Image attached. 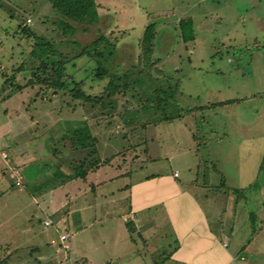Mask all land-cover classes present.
I'll list each match as a JSON object with an SVG mask.
<instances>
[{"label":"rangeland","instance_id":"rangeland-1","mask_svg":"<svg viewBox=\"0 0 264 264\" xmlns=\"http://www.w3.org/2000/svg\"><path fill=\"white\" fill-rule=\"evenodd\" d=\"M95 2L100 22L63 37L52 26L55 13L45 0H0V140L18 165L9 164L5 152L1 157L25 176L17 186L9 169V179L0 183V264H36L32 247L45 245L58 228L69 235L71 261L83 255L87 263L117 264L115 258L139 256L145 264H174L168 260L174 240L161 204L140 211L130 230L125 222L130 186L149 177L183 183L214 228L224 210L229 226L232 203L238 201L249 204L254 227L263 223L264 208L257 202L264 203V0ZM182 18L193 22V41L180 39ZM18 24L24 32L17 31ZM148 24L155 34L146 54L139 40ZM29 30L81 45L100 35L118 38L105 69L127 74L130 81L139 77L140 84L103 105L27 86L38 64ZM95 66L77 57L64 68L95 95L107 82L92 77ZM161 85L167 92L176 88L174 101L156 108L148 98ZM81 121L88 124L101 163L84 179H70L69 163L79 158L70 149L71 130ZM44 186L52 191L48 205L55 221L46 230L33 196ZM249 239L241 256L256 251L264 259V228ZM225 242L237 249L235 241Z\"/></svg>","mask_w":264,"mask_h":264},{"label":"trees","instance_id":"trees-1","mask_svg":"<svg viewBox=\"0 0 264 264\" xmlns=\"http://www.w3.org/2000/svg\"><path fill=\"white\" fill-rule=\"evenodd\" d=\"M54 11L55 21L52 22L53 28L59 31L63 37H72L77 26L82 32L88 31V27L96 26L100 22L98 6L95 0H45ZM27 25V24H26ZM25 31L21 25H17V31ZM178 32L182 42L187 43L193 41L195 34L193 30V22L191 18H182L178 22ZM154 25L148 24L145 26L143 35L139 40L145 44L144 52H151L152 40L154 37ZM50 36V35H49ZM58 38V35H55ZM28 37L34 42L33 56H37L38 64L31 69V78L27 81V86H39L52 91H61L68 95L72 100L82 101L84 103L103 105L105 101L123 94L126 90L131 89V84L139 85L140 78L136 77L130 81L127 74L112 75L105 69V64L109 57L112 56L115 45L118 43V38H107L104 35L98 36L88 45H81L74 40H65V43L57 41L54 37H47L42 34H36L29 30ZM117 41V42H116ZM116 43V44H115ZM68 47L69 51H64ZM77 57H86L94 60L96 63L92 71V77L95 80L102 81L107 79L106 84L98 94H89L82 89L83 83L72 80L71 76L65 73V64ZM4 77V75H3ZM5 82L9 83V79L5 78ZM161 87H154L150 90L148 100L153 107L160 108L161 105L169 103V100L174 101L175 89L169 90ZM17 86V89H20ZM169 88V87H168ZM166 95V96H164ZM165 117V116H164ZM165 119H167L165 117ZM72 128L71 135L73 143L70 147L72 152L79 157L71 159L69 165L72 168L70 179H84L85 176L98 168L101 159L95 148V139L89 131L88 124L84 121L77 122ZM264 162V157L262 164ZM261 164V165H262ZM261 168V166H260ZM222 185V184H221ZM243 190H236V194H241ZM252 213H249L251 221V236L254 235L258 228L253 225ZM129 224V225H128ZM126 225L130 230V223ZM78 263V262H77ZM75 263V264H77ZM109 264V263H108Z\"/></svg>","mask_w":264,"mask_h":264},{"label":"crops","instance_id":"crops-1","mask_svg":"<svg viewBox=\"0 0 264 264\" xmlns=\"http://www.w3.org/2000/svg\"><path fill=\"white\" fill-rule=\"evenodd\" d=\"M6 145L2 143L0 140V183L2 182L3 177H8L9 172V164H13L17 166L13 160V157L9 155V153L4 149ZM5 152L8 155L10 160L9 164H6L1 157V153ZM263 156V155H262ZM21 157V155H20ZM264 157V156H263ZM260 159V161H262ZM98 169L89 172L86 176L91 173H95ZM22 174V185L25 180V176ZM173 178H178V173L174 171L172 174ZM171 178V177H170ZM104 181L102 180L101 183ZM183 183L175 184L173 180H169V178L165 177H157L150 179L146 178L142 184L138 186H130L129 194L130 199L128 202V214L125 216L128 220L125 222H134L136 220V215L142 211L146 210L149 205L153 204H161L163 207L164 213H167L171 236L173 237L174 243L172 250L169 253L168 260L174 264H261L264 263L260 260V256L257 255L256 251L254 253L251 251L247 253L249 255V261L246 262V257L243 254L241 256V252L245 253L246 249L248 251V247L246 243H251L252 241L249 239L254 237L259 232H261L262 228H264V220L261 225L255 228H258L257 232L254 235H250L251 232V221L249 219V212H247L246 208H249V204H244L243 201H238L237 203H232V211H231V222L228 225L223 223L225 210L218 214L221 216L219 219H215L219 228H214L213 223H211V219L208 218L207 213L203 212L198 204L197 199H195V194L191 192H187L185 188H183ZM204 190L206 188L202 187ZM208 188V187H207ZM211 188V187H210ZM209 188V189H210ZM51 189L50 187L44 186L41 190L38 189L36 194H33L35 200L38 205H40V210H42L44 217L42 219L45 220L49 218L52 220V212L49 203ZM211 190H209V193ZM250 195V194H248ZM264 197V196H263ZM101 198H107L106 195L101 194ZM248 198H250L248 200ZM247 201H251L253 198L246 197ZM264 201V198H263ZM243 202V203H242ZM260 202V200L258 201ZM257 202L258 209L264 208V203L259 204ZM262 207V208H261ZM76 213L74 212V215ZM255 216V215H254ZM124 218V217H123ZM41 221V225H42ZM55 222V221H54ZM53 224V223H52ZM58 228V227H57ZM61 230V228H58ZM66 233V232H65ZM55 235V233H54ZM233 235V236H232ZM69 236V235H68ZM249 236V237H247ZM52 237V236H51ZM50 237V238H51ZM223 237V239H221ZM49 238V239H50ZM231 239L235 241V247L237 249H229V244L225 242V239ZM130 239L132 237L130 235ZM251 242H250V241ZM70 246V244H69ZM32 251L35 254V259L33 262L36 264H41L49 259V261L53 264L56 263V256L53 254V250L47 242L45 245L41 246H33ZM256 253V254H255ZM246 254V253H245ZM70 257V250H69ZM54 258V259H53ZM124 258V257H121ZM115 258L114 260L117 264H145L144 260L139 256H133L129 259ZM35 260V261H34ZM71 261V260H70ZM114 261V262H115ZM71 262L77 264H92V262L87 263L86 257L83 255ZM244 262V263H241ZM246 262V263H245ZM114 264L111 262H104V264Z\"/></svg>","mask_w":264,"mask_h":264},{"label":"built area","instance_id":"built-area-1","mask_svg":"<svg viewBox=\"0 0 264 264\" xmlns=\"http://www.w3.org/2000/svg\"><path fill=\"white\" fill-rule=\"evenodd\" d=\"M3 158L6 159V155H2ZM9 168V166H8ZM11 173L13 174V178L15 180V185H20L22 178L18 175L17 170H13L9 168ZM52 225V222L49 218L42 221V229L46 230ZM54 237L50 238L49 245L53 250V254L56 256V263L55 264H75L70 261L69 259V236L67 233L63 231H56Z\"/></svg>","mask_w":264,"mask_h":264}]
</instances>
